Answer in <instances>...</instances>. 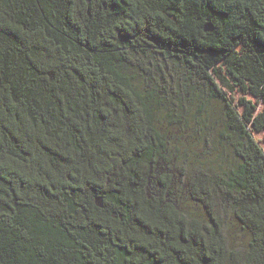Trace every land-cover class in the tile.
Here are the masks:
<instances>
[{"label": "trees", "instance_id": "obj_1", "mask_svg": "<svg viewBox=\"0 0 264 264\" xmlns=\"http://www.w3.org/2000/svg\"><path fill=\"white\" fill-rule=\"evenodd\" d=\"M263 131L264 0H0V264H264Z\"/></svg>", "mask_w": 264, "mask_h": 264}, {"label": "rangeland", "instance_id": "obj_2", "mask_svg": "<svg viewBox=\"0 0 264 264\" xmlns=\"http://www.w3.org/2000/svg\"><path fill=\"white\" fill-rule=\"evenodd\" d=\"M239 96H241V94L238 95V97ZM248 99L252 100L254 103L257 101V99H255L253 97H249ZM259 107H260L261 110L263 109L262 104H260ZM255 137H256V140L260 143L261 147L264 150V131L261 132V133H255Z\"/></svg>", "mask_w": 264, "mask_h": 264}, {"label": "water", "instance_id": "obj_3", "mask_svg": "<svg viewBox=\"0 0 264 264\" xmlns=\"http://www.w3.org/2000/svg\"><path fill=\"white\" fill-rule=\"evenodd\" d=\"M87 1H90V0H87Z\"/></svg>", "mask_w": 264, "mask_h": 264}]
</instances>
